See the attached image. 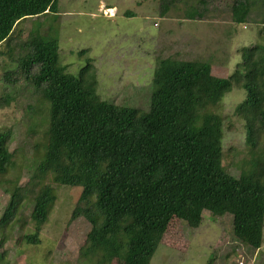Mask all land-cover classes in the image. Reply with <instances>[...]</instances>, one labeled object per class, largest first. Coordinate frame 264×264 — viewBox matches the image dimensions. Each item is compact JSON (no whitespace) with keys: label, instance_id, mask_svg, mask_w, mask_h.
Returning <instances> with one entry per match:
<instances>
[{"label":"trees","instance_id":"16d2710c","mask_svg":"<svg viewBox=\"0 0 264 264\" xmlns=\"http://www.w3.org/2000/svg\"><path fill=\"white\" fill-rule=\"evenodd\" d=\"M252 8V1L236 0L234 21L246 22ZM46 13H59V0H0V46L10 45L21 21ZM22 48L26 57L5 79L30 81L50 103L47 158L32 178L36 232L24 237L27 243H40L57 201L50 179L81 188L74 217L83 215L92 224L81 256L92 254L94 264H108L117 254L128 264H151L174 218L198 228L206 210L233 215L235 236L244 245L262 247L264 45L244 49L243 61L228 78L214 75L209 61L159 59L148 110L102 99L92 60L79 75L69 73L57 40L35 35ZM234 84L247 92L235 113L245 121L252 156L239 177L224 168V118L210 110ZM10 99L7 95V103ZM10 139L11 132L0 131V175L12 159ZM23 198L15 192L0 219V246Z\"/></svg>","mask_w":264,"mask_h":264},{"label":"rangeland","instance_id":"374dc122","mask_svg":"<svg viewBox=\"0 0 264 264\" xmlns=\"http://www.w3.org/2000/svg\"><path fill=\"white\" fill-rule=\"evenodd\" d=\"M235 1L59 0V13L18 24L10 45L0 46V131L11 132L12 153L7 173L0 175V219L15 192L24 198L12 224L3 230L6 241L0 246V264L96 261L92 254L81 256L92 224L83 215L74 217L82 192L79 187L47 180L55 187L57 201L42 226L40 243L30 244L24 238L36 232L31 217L32 178L47 158L50 103L30 81L22 78L12 84L5 79L28 53L22 44L35 35L57 40L61 63L69 73L79 75L92 60L91 72L102 99L148 110L159 59L209 61L214 75L228 78L243 61L244 49L264 45V0H250L252 11L241 24L233 19ZM194 11L196 19L188 18ZM246 97V90L234 84L217 106L210 107L224 118L223 165L236 177L252 157L245 121L235 113ZM259 144L264 148V132ZM3 237L0 234V241ZM108 264L128 261L117 254ZM151 264H264V242L259 249L244 245L234 234L233 215L217 216L206 210L198 228L174 218Z\"/></svg>","mask_w":264,"mask_h":264},{"label":"crops","instance_id":"0c3cea01","mask_svg":"<svg viewBox=\"0 0 264 264\" xmlns=\"http://www.w3.org/2000/svg\"><path fill=\"white\" fill-rule=\"evenodd\" d=\"M213 53H215V51ZM212 68H213V66H212Z\"/></svg>","mask_w":264,"mask_h":264},{"label":"bare ground","instance_id":"6f19581e","mask_svg":"<svg viewBox=\"0 0 264 264\" xmlns=\"http://www.w3.org/2000/svg\"><path fill=\"white\" fill-rule=\"evenodd\" d=\"M113 11V10H112ZM116 11V10H115Z\"/></svg>","mask_w":264,"mask_h":264}]
</instances>
